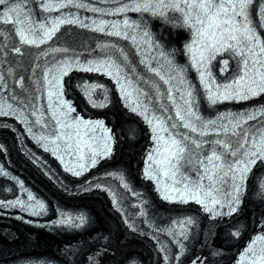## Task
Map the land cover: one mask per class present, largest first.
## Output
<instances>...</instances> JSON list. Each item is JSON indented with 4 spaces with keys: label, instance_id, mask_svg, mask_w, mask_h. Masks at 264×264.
<instances>
[{
    "label": "snow or ice",
    "instance_id": "snow-or-ice-1",
    "mask_svg": "<svg viewBox=\"0 0 264 264\" xmlns=\"http://www.w3.org/2000/svg\"><path fill=\"white\" fill-rule=\"evenodd\" d=\"M5 2L6 0H0V5H4ZM68 2L71 3V0H68ZM159 2L162 3L163 0H159ZM183 2L188 4L189 9L199 10L194 17L189 14H185V22L188 23L190 27L193 26V20L195 25L199 26L196 28V43L201 44L202 51L200 53L199 59L197 60L198 65L203 66L205 63L206 58L204 56V52L208 53L207 59H212L218 52L225 50H230L243 56L245 53L240 47L241 44H244V47L248 52H255L257 49H259L261 53H264V44L261 43L260 37L254 33L253 29L248 24L247 9L251 5L252 0H191V2H189V0H183ZM171 6L179 9V4H173ZM153 7L155 6L151 3H143L142 5L143 10H149ZM135 10H141V8L138 7ZM9 13H5L3 9H0V23L13 24L14 27L24 23V21L19 16L14 15L16 13L15 8H10ZM159 14L162 15L163 13L160 12ZM237 17H240L241 19L237 20ZM125 24L127 25V22H125ZM55 31L56 28L46 31L45 37H50ZM24 33L25 29L20 28L19 35L23 43H36L34 39H30L29 36L25 35ZM116 34L119 35L120 33L117 32ZM16 51H19V49H16ZM189 51H192L191 46H189ZM105 66L107 67L110 65ZM248 67L249 62L245 60V74L241 77V81H243L247 76ZM81 70L100 71V68L83 67ZM64 74H67L66 70H64ZM117 74H119L118 71ZM203 74L204 73L202 72V76ZM258 75L260 78V85H258L259 92H264V73H258ZM225 93V99H227L229 95H233V92L229 91L228 89H225ZM256 94L258 93L251 87H249L246 91H241L239 88L234 90V98L246 99L249 98V96ZM125 95H130V93L125 92ZM188 95L190 97L191 93H188ZM217 98L218 97L215 95L209 97L213 103L216 102ZM185 103L189 108L186 115L189 117H195V113L191 111L192 101L190 99H186ZM69 110L72 111L73 109H71L69 106ZM135 110L136 109L133 108V111ZM0 115H7V113L0 112ZM177 115L181 121L185 120L184 116H180L179 113H177ZM196 118L198 119V117ZM149 123H152V121H149ZM158 124L161 125L160 131H167L166 128L162 127V122H158ZM181 126L190 129L192 132L197 131V129L192 126L190 121L184 122ZM83 127L85 129H101L106 134V140H111V137L107 135L108 130L104 128L102 123H97L95 125L84 124ZM172 127H176V125H172ZM156 139L158 141H164V153H167V155H164V153L160 152L156 153V155H161L164 157L160 163L166 164L168 166L169 171H166L164 175H169V172L174 174L176 162L180 159H183V154L185 152L186 145L182 143L184 138L182 137L181 140H177L175 137L169 135L168 139L165 140L158 131L156 134ZM246 142L247 141H245V143ZM193 143H195V141H193ZM217 143H219V141H217ZM261 144L264 145V138H262ZM199 146V144H196V147ZM104 147L105 151L103 153L97 154L109 155L110 144L106 142ZM224 147L227 148V145H224ZM253 148H256L255 144H253ZM232 155H236V153L233 152ZM147 159L150 162L155 163L154 157L152 155H149ZM257 161H264V147L256 148L255 151L246 152L242 159H238L232 163L222 162V157L215 152H213L212 155L207 158L208 164L212 165V168L207 170L209 173V181H212L213 176H216L220 173H223L224 175L232 173L231 179L233 181V189L228 201L222 202L215 195H213L212 190L205 192L199 184H196L194 188H190L187 184H185L183 191L166 187L164 189L163 198L165 200H178L182 203L188 202L189 199L194 200L196 203L201 204L205 211L211 213L213 219L217 215H232L238 211V207L241 202V195L244 191V185L248 173L251 171L252 167L257 163ZM92 163H95L94 159L92 160ZM152 163L149 164V171L147 173L150 179L154 178L151 172ZM200 163L203 164L204 161H200ZM225 164L226 171L224 170ZM211 187L212 185L210 184V188ZM175 192H178L179 194L173 195ZM218 205L219 207H217ZM223 208H227L228 211L222 212L221 209ZM187 223L190 224L191 221L189 220ZM253 264H255V261H253ZM260 264H264V255L260 256Z\"/></svg>",
    "mask_w": 264,
    "mask_h": 264
},
{
    "label": "bare ground",
    "instance_id": "bare-ground-1",
    "mask_svg": "<svg viewBox=\"0 0 264 264\" xmlns=\"http://www.w3.org/2000/svg\"><path fill=\"white\" fill-rule=\"evenodd\" d=\"M123 145H124V143H123ZM125 146V145H124ZM17 165H19V164H17ZM20 166V165H19ZM78 199V201H86L85 199H87L86 197L84 198L83 196L82 197H80V198H77ZM93 204H95V205H97V206H100V205H102L103 204V202L101 201V200H97L96 199V201L95 202H93ZM91 209H89L90 210V213H91V217L92 218H96L97 219V216L99 217V219H101L102 220V222L104 223V225L106 226V230L108 231H110V228L106 225L107 224V222H106V220H104V217H103V215L101 214V212L97 209V207L95 208V207H90ZM108 231V232H109ZM107 232V233H108ZM22 237V236H21ZM92 236H90V237H85V238H83V237H81V239L80 240H76L75 241V239H69L70 237H67V235H66V233L64 234V232H62L61 233V235L59 236V237H57V236H55L54 237V235H48V234H43V233H41V234H37V236L35 237V239H34V244L33 243H24V245H23V247L25 246L26 248L25 249H28V250H33V251H38V252H44V254L46 253V252H59V254L58 255H60V252H61V250H62V246H63V248H65V250L67 249V248H69V246H70V248L73 250V249H75V244H78V243H81V244H83L84 245V247H85V249H91V250H93L91 247L92 246H94L95 244H96V239H93V238H91ZM11 238V237H10ZM55 238H59V239H55ZM2 239H3V241H5L6 243H10V242H14V240H11V239H7V238H5V237H2ZM29 241V240H28ZM75 243V244H74ZM123 243L124 244H127L128 246H126V248H129L130 249V247L132 246V244L134 243V242H131V240H128V239H126V241H123ZM150 246L149 245H146L145 246V249L147 250L148 248H149ZM68 249V251L67 252H69L70 251V253H71V249ZM2 249H3V247L1 248L0 247V252H3L2 251ZM93 252H95V250H93ZM129 253V252H128ZM93 254H97V256H100L101 254L98 252H95V253H93ZM3 255H4V253H3ZM9 255H7V256H3L2 257V255H0V264H7L8 262H7V260H6V257H8ZM11 256V255H10ZM93 260H98V258H93ZM99 261V260H98Z\"/></svg>",
    "mask_w": 264,
    "mask_h": 264
}]
</instances>
